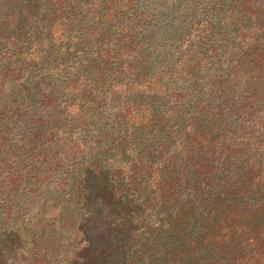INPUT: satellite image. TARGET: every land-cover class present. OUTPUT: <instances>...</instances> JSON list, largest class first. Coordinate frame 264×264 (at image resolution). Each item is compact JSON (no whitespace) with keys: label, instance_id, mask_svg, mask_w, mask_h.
Wrapping results in <instances>:
<instances>
[{"label":"trees","instance_id":"obj_1","mask_svg":"<svg viewBox=\"0 0 264 264\" xmlns=\"http://www.w3.org/2000/svg\"><path fill=\"white\" fill-rule=\"evenodd\" d=\"M167 1L0 0V264H264V0Z\"/></svg>","mask_w":264,"mask_h":264},{"label":"rangeland","instance_id":"obj_2","mask_svg":"<svg viewBox=\"0 0 264 264\" xmlns=\"http://www.w3.org/2000/svg\"><path fill=\"white\" fill-rule=\"evenodd\" d=\"M187 1V0H185ZM184 6V4H182ZM183 8L179 6L177 0H168L165 5V9L161 18H159L160 24L157 25L158 33H160L161 40L159 47L168 48L171 47V44L176 42V38H174L171 34L172 28H174V24L176 22V16L180 15ZM167 13V15H164Z\"/></svg>","mask_w":264,"mask_h":264}]
</instances>
